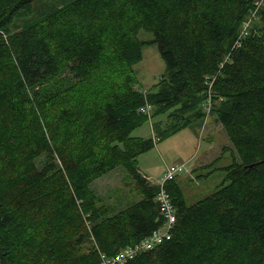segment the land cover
Listing matches in <instances>:
<instances>
[{
  "label": "trees",
  "instance_id": "16d2710c",
  "mask_svg": "<svg viewBox=\"0 0 264 264\" xmlns=\"http://www.w3.org/2000/svg\"><path fill=\"white\" fill-rule=\"evenodd\" d=\"M36 1L0 0L2 264H102L159 228L160 186L138 164L155 138L132 132L147 106L167 116L162 140L209 103L239 156L230 183L188 205L168 180L172 237L124 264H264V1L69 0L35 15ZM152 43L165 71L145 92L134 66ZM119 166L141 199L109 215L91 184Z\"/></svg>",
  "mask_w": 264,
  "mask_h": 264
},
{
  "label": "rangeland",
  "instance_id": "374dc122",
  "mask_svg": "<svg viewBox=\"0 0 264 264\" xmlns=\"http://www.w3.org/2000/svg\"><path fill=\"white\" fill-rule=\"evenodd\" d=\"M66 1L69 0H37L33 3L34 14H39L40 5L45 11ZM139 36L150 40L154 34L142 30ZM143 53V59L134 66L137 87L155 89L165 71V61L157 44L145 45ZM166 118L162 115L147 120L132 132V136L154 137L153 124L159 120L165 122ZM235 159L239 161V156L227 131L211 113L205 121L196 120L181 131L158 140L152 149L138 156V164L143 173L155 181L163 177L168 167L186 163L187 169L178 174L177 181L187 204L192 205L230 183L226 180L225 167ZM91 186L100 201L109 207V215L141 199L136 180L122 166L99 177Z\"/></svg>",
  "mask_w": 264,
  "mask_h": 264
},
{
  "label": "built area",
  "instance_id": "2783aa9c",
  "mask_svg": "<svg viewBox=\"0 0 264 264\" xmlns=\"http://www.w3.org/2000/svg\"><path fill=\"white\" fill-rule=\"evenodd\" d=\"M263 1L264 0H259V6L263 4ZM250 21L251 19H249L245 28L249 25ZM210 109L211 104L209 103L207 106L208 113ZM185 170L186 164L184 163L176 166H170L163 177L158 179L156 182L160 186L156 199L160 205V211L163 218L162 225L149 235L145 236L139 242L121 249L112 256L102 254V264H124L128 260L134 258L138 253L151 250L172 237V232L177 220V214L165 184L168 180L175 178L178 173Z\"/></svg>",
  "mask_w": 264,
  "mask_h": 264
},
{
  "label": "crops",
  "instance_id": "0c3cea01",
  "mask_svg": "<svg viewBox=\"0 0 264 264\" xmlns=\"http://www.w3.org/2000/svg\"><path fill=\"white\" fill-rule=\"evenodd\" d=\"M140 172L144 175V176H146L149 180H151V181H153L149 176H147L145 173H143V171L140 169Z\"/></svg>",
  "mask_w": 264,
  "mask_h": 264
},
{
  "label": "water",
  "instance_id": "95a60500",
  "mask_svg": "<svg viewBox=\"0 0 264 264\" xmlns=\"http://www.w3.org/2000/svg\"><path fill=\"white\" fill-rule=\"evenodd\" d=\"M0 264H2V262H1V257H0Z\"/></svg>",
  "mask_w": 264,
  "mask_h": 264
}]
</instances>
